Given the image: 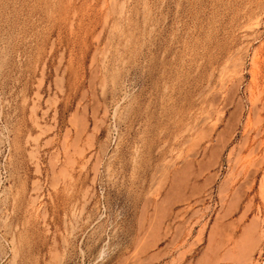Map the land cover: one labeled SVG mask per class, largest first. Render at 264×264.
I'll return each instance as SVG.
<instances>
[{
    "label": "rangeland",
    "instance_id": "rangeland-1",
    "mask_svg": "<svg viewBox=\"0 0 264 264\" xmlns=\"http://www.w3.org/2000/svg\"><path fill=\"white\" fill-rule=\"evenodd\" d=\"M0 264H264V0H0Z\"/></svg>",
    "mask_w": 264,
    "mask_h": 264
}]
</instances>
